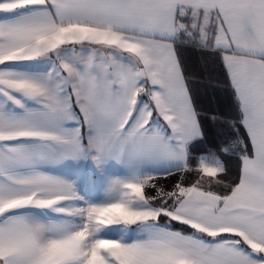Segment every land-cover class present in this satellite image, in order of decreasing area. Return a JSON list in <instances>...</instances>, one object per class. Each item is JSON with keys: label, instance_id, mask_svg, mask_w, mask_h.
Masks as SVG:
<instances>
[{"label": "snow or ice", "instance_id": "6c2138e0", "mask_svg": "<svg viewBox=\"0 0 264 264\" xmlns=\"http://www.w3.org/2000/svg\"><path fill=\"white\" fill-rule=\"evenodd\" d=\"M0 264H264V0H0Z\"/></svg>", "mask_w": 264, "mask_h": 264}, {"label": "trees", "instance_id": "16d2710c", "mask_svg": "<svg viewBox=\"0 0 264 264\" xmlns=\"http://www.w3.org/2000/svg\"><path fill=\"white\" fill-rule=\"evenodd\" d=\"M188 59H189V62H190V65L192 66V68L194 69V70H199V68H200V63H201V61H200V58H198L196 55H195V53H190V54H188ZM204 74L206 75V76H208L210 79L211 78H214V74H212L211 73V69L210 68H205V70H204ZM211 92H212V89H211V87L210 88H208L207 89V93L208 94H211ZM207 99V97H205V100Z\"/></svg>", "mask_w": 264, "mask_h": 264}]
</instances>
